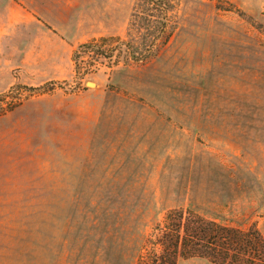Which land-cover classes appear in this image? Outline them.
<instances>
[{
	"label": "rangeland",
	"instance_id": "rangeland-1",
	"mask_svg": "<svg viewBox=\"0 0 264 264\" xmlns=\"http://www.w3.org/2000/svg\"><path fill=\"white\" fill-rule=\"evenodd\" d=\"M153 7L0 0V264H136L180 207L264 236V0H173L164 44ZM101 37L143 58L77 72Z\"/></svg>",
	"mask_w": 264,
	"mask_h": 264
},
{
	"label": "trees",
	"instance_id": "trees-1",
	"mask_svg": "<svg viewBox=\"0 0 264 264\" xmlns=\"http://www.w3.org/2000/svg\"><path fill=\"white\" fill-rule=\"evenodd\" d=\"M149 1L154 7L140 18L148 22L153 20L150 27L157 32L154 38L160 37V44L167 43L173 28L170 25L173 0ZM109 39L101 37L78 46L73 54L77 72L84 59L94 64L103 63L102 59L116 62L114 54L117 50L126 52L128 58L136 61L143 58L135 53L134 45L130 42L118 39L119 43L115 44L116 39L112 43ZM6 95L0 94V109L2 97ZM155 230H160L158 239L151 242V238H148L146 242V247L151 244L153 249L147 253L141 251L136 264H177L179 257L204 258L214 264H264V236L255 224L245 230L224 225L195 209L180 207L168 210Z\"/></svg>",
	"mask_w": 264,
	"mask_h": 264
},
{
	"label": "water",
	"instance_id": "water-1",
	"mask_svg": "<svg viewBox=\"0 0 264 264\" xmlns=\"http://www.w3.org/2000/svg\"><path fill=\"white\" fill-rule=\"evenodd\" d=\"M89 84H90V85H94V82H92V81H89Z\"/></svg>",
	"mask_w": 264,
	"mask_h": 264
},
{
	"label": "crops",
	"instance_id": "crops-1",
	"mask_svg": "<svg viewBox=\"0 0 264 264\" xmlns=\"http://www.w3.org/2000/svg\"><path fill=\"white\" fill-rule=\"evenodd\" d=\"M202 260V259H201Z\"/></svg>",
	"mask_w": 264,
	"mask_h": 264
}]
</instances>
